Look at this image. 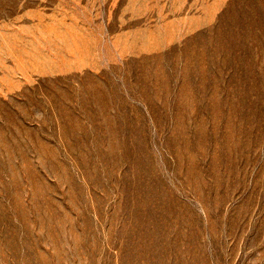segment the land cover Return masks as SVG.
Instances as JSON below:
<instances>
[{"label": "rangeland", "instance_id": "1", "mask_svg": "<svg viewBox=\"0 0 264 264\" xmlns=\"http://www.w3.org/2000/svg\"><path fill=\"white\" fill-rule=\"evenodd\" d=\"M0 264H264V0H0Z\"/></svg>", "mask_w": 264, "mask_h": 264}]
</instances>
